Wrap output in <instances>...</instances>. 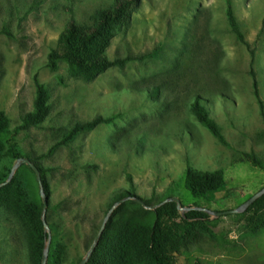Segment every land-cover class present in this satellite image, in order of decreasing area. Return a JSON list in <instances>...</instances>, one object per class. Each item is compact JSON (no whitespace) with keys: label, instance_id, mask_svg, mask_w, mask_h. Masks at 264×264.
<instances>
[{"label":"rangeland","instance_id":"rangeland-1","mask_svg":"<svg viewBox=\"0 0 264 264\" xmlns=\"http://www.w3.org/2000/svg\"><path fill=\"white\" fill-rule=\"evenodd\" d=\"M112 2L0 0V184L15 152L40 170L48 264H78L122 198L85 264H152L148 239L162 232L174 264H264V201L202 223L182 221L185 210L168 201L224 211L264 186V0H230L242 40L226 0H139L104 50L110 60H128L94 79L64 60L50 66L69 15L92 24ZM38 83L45 116L17 129L35 110ZM196 96L224 143L190 111ZM188 166L220 172L225 190L193 196L184 186ZM3 186L0 264H41L38 233L46 229L36 175L21 164Z\"/></svg>","mask_w":264,"mask_h":264},{"label":"trees","instance_id":"trees-1","mask_svg":"<svg viewBox=\"0 0 264 264\" xmlns=\"http://www.w3.org/2000/svg\"><path fill=\"white\" fill-rule=\"evenodd\" d=\"M138 4L139 0H113L110 8L100 10L97 13L96 19L92 24L78 23L74 15L70 14L65 28L59 36L58 45L59 48H61L60 53L56 51L51 53L49 56V65L54 67L57 60H64L72 70L82 73L87 79H94L110 66L115 64L120 65L125 60H128V57L110 60L104 53V50L111 36H113L110 31L111 28L126 19ZM226 15L232 31L242 40V35L238 29L230 0H226ZM41 91L42 86L38 83L35 110L24 116L22 124L17 126V129L25 128L28 125H34L45 116L46 107L40 99ZM200 100L198 96L194 98L190 103V111L195 116L196 120L207 128L219 142L224 143V137L218 124L210 116L208 109L200 103ZM1 116L0 114V132H2L3 128ZM97 120L102 121V119ZM13 157L17 160L22 156L20 153L15 152L13 153ZM41 182L45 190L42 178ZM184 186L193 196L207 199L213 193L225 190V180L218 171L196 172L188 166L185 174ZM124 194L129 193L124 192L120 197H124ZM263 201L264 194L256 199L246 211H249L255 206L257 207ZM195 208L196 207L184 211L180 219L182 221H198L201 223V220L208 219V212ZM118 210L115 211L113 216L118 213ZM175 212H177V210H175ZM115 226H112V223L108 224V227H111V229H114ZM47 239V231H44V228H42L38 233V245L40 244V250L44 249L43 246L45 241L47 242ZM170 241L171 239L167 232H162L156 237H150L148 239L147 252L152 264H174V256L169 251ZM98 249L102 253L100 246H98ZM45 264H48V262H45ZM97 264L102 263L97 261ZM103 264H107V262L103 260Z\"/></svg>","mask_w":264,"mask_h":264},{"label":"water","instance_id":"water-1","mask_svg":"<svg viewBox=\"0 0 264 264\" xmlns=\"http://www.w3.org/2000/svg\"><path fill=\"white\" fill-rule=\"evenodd\" d=\"M21 164H27L29 167H31V169L34 171V173L36 175V178H37V181H38V184H39L40 196H41L42 201H43L42 224L45 227V229L47 231V234H48L47 243H46V245H45V247L43 249L42 257H41V264H45L46 259H47L48 247H49V242H50L51 235H50L49 228L47 226V222H46V219H45V212H46V207H47V196L45 195V192H44V189H43V185H42V182H41V176H40V172H39L38 168L28 158H25V157L18 158L16 160V163L13 165V167H12V169L10 171V174H9L7 180L4 183H1L0 184V187L3 186V185H5L7 182H9L11 180V177L13 176L15 170ZM263 194H264V186L261 189H259L256 193H254L253 195H251L248 199H246L243 203H241L238 207H236L234 209H229V210H224V211H212L210 209H206V208H203V207H196L195 209L204 210V211L208 212L209 214H214L216 216H220L222 214H239V213L245 212L248 209V207L256 199H258L260 196H262ZM126 200H127L126 198H122V199L118 200L108 210L106 216L103 219V223H102V226H101V228L99 230L98 235L95 237V240L92 243V245H91L90 249L88 250V252L86 253L85 257H83L79 261L78 264H85L86 263L87 259L90 257V255L92 254L94 248L96 247V244H97V242L99 240V237L101 236L102 231L104 229V226H105L107 220L109 219L112 211L114 210L115 207H117L118 205L122 204ZM134 200L137 201L138 203H140L141 205H143L145 207H148L139 197L135 196L134 197ZM168 201H174L176 203V205H177V208L183 209L185 211L194 208V207H185V206H182L180 200L178 198H176V197H172V198L168 199Z\"/></svg>","mask_w":264,"mask_h":264}]
</instances>
